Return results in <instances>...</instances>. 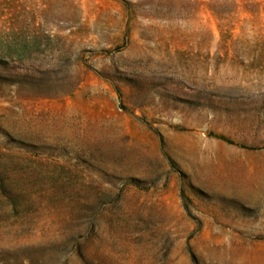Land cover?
<instances>
[{
  "label": "rangeland",
  "instance_id": "374dc122",
  "mask_svg": "<svg viewBox=\"0 0 264 264\" xmlns=\"http://www.w3.org/2000/svg\"><path fill=\"white\" fill-rule=\"evenodd\" d=\"M0 264H264V0H0Z\"/></svg>",
  "mask_w": 264,
  "mask_h": 264
}]
</instances>
